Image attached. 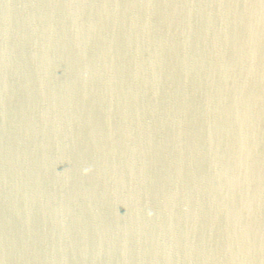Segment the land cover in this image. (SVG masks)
Masks as SVG:
<instances>
[{
    "label": "water",
    "instance_id": "water-1",
    "mask_svg": "<svg viewBox=\"0 0 264 264\" xmlns=\"http://www.w3.org/2000/svg\"><path fill=\"white\" fill-rule=\"evenodd\" d=\"M0 264H264V0H0Z\"/></svg>",
    "mask_w": 264,
    "mask_h": 264
}]
</instances>
